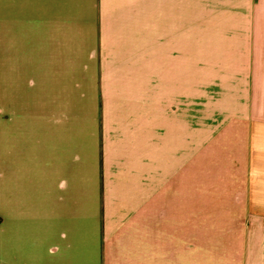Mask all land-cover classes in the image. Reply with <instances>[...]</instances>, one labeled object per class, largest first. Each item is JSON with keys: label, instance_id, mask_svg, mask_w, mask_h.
Listing matches in <instances>:
<instances>
[{"label": "crops", "instance_id": "obj_1", "mask_svg": "<svg viewBox=\"0 0 264 264\" xmlns=\"http://www.w3.org/2000/svg\"><path fill=\"white\" fill-rule=\"evenodd\" d=\"M63 202L104 264H264V0H0V264L94 262Z\"/></svg>", "mask_w": 264, "mask_h": 264}, {"label": "rangeland", "instance_id": "obj_2", "mask_svg": "<svg viewBox=\"0 0 264 264\" xmlns=\"http://www.w3.org/2000/svg\"><path fill=\"white\" fill-rule=\"evenodd\" d=\"M87 92L89 93V95L94 94L95 96V117H103L104 95H103L102 86L99 85V89L91 90V91L89 90ZM110 109L112 115L118 114L122 110L124 111L126 109L129 111L134 110V108L131 106H124V105L117 106L114 104L110 106ZM136 117H138L137 114ZM99 192L101 193V185ZM98 202H101L100 196L98 198ZM53 205L54 203H51V206ZM73 205L74 203L71 202H63L61 205H59V207L61 206L60 209L62 210V214L57 218L54 217L48 218V223H47L48 227L57 229L55 233L51 234L50 237H48V244L50 243L65 244L71 240L73 241L75 238L78 243H84L87 241V239H85L83 232H85V230L87 229L92 228L94 231L93 239L97 244V247L95 248L96 249L95 261L89 264H104L102 263L103 245L110 244L113 241L117 240L116 238L117 235L109 238V240L106 241L103 224L101 222L100 216L96 217L93 223L91 219H89L88 222L85 218H83L80 215L81 206H79L76 209L75 208L76 206L73 207ZM73 211L75 212V214ZM77 212H78V216L76 217ZM71 213L73 214V217L70 215ZM60 232H65L67 237L64 238L62 234H60ZM74 232L76 233V235L74 234ZM116 254H119V250L117 249L111 250L108 259L110 257L116 256ZM48 262H49L48 264H55V258L52 257L51 259L48 260ZM106 264H110V263H106Z\"/></svg>", "mask_w": 264, "mask_h": 264}]
</instances>
